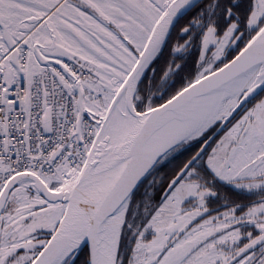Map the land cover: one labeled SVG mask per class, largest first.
Here are the masks:
<instances>
[{
  "label": "snow or ice",
  "instance_id": "1",
  "mask_svg": "<svg viewBox=\"0 0 264 264\" xmlns=\"http://www.w3.org/2000/svg\"><path fill=\"white\" fill-rule=\"evenodd\" d=\"M0 264H264V0H0Z\"/></svg>",
  "mask_w": 264,
  "mask_h": 264
}]
</instances>
